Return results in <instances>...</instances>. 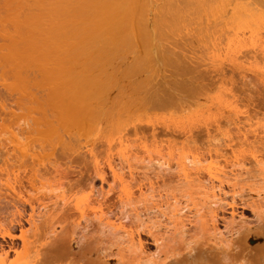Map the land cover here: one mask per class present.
<instances>
[{
  "label": "bare ground",
  "instance_id": "6f19581e",
  "mask_svg": "<svg viewBox=\"0 0 264 264\" xmlns=\"http://www.w3.org/2000/svg\"><path fill=\"white\" fill-rule=\"evenodd\" d=\"M179 2H182L183 6L184 0H0V75H5L6 77L7 73H9V76L11 77L8 75L7 77L11 78L9 81L12 83H7V79L5 80L4 76L2 77V82L0 80V160L4 163L2 164L4 165L3 172H10V168L15 166L16 169H23L21 172L22 174L24 172L26 175L27 182H29L28 185L30 186L32 184V179L34 178L37 181L38 177H35L41 173L43 169L47 170L49 167V164L46 166L47 162L45 163L43 160L47 159V152H49L51 148H54L52 147L53 144L54 146H57L56 143L59 145L60 143L62 144V142L64 143V141H66L64 140L65 137L63 136L62 137L64 138V141H62V131L66 132L67 134V130L70 127L72 129L68 130V134H71L70 131H72V134H74L73 131L78 130L76 129L78 128V125L85 131H90L89 128H94L95 131L97 130V126L92 123L95 113L93 114V119L91 120L90 118L91 114L94 112H92V110L96 109H94V106L90 107L88 105L86 102L88 101L87 96L85 95L86 92L81 90L83 89L82 80H84V78L82 76L84 75L82 73H85L84 69H88V72H91V74L95 70L94 68H91L94 70H89L90 68L88 67L91 66L88 61L91 60L94 62L92 57L88 58V56H93L95 50V57L97 58L100 53L103 54V52L105 53V57H107L106 51L102 49L108 45L113 44V47L117 46V48H121L122 43L125 45L126 41H132L133 44L129 43L131 49H133L132 45H135L134 48H138V46L140 47L141 44H143L141 45V48L143 49H146V46L152 47L153 45L157 47L160 46L161 48V43H159L157 40L159 38L156 37L159 36L162 39L163 35L165 36L166 33L170 32V35L167 34L168 36H165L166 44L168 42L167 39L169 40L170 36V38H172V36L175 38V33H177L178 36L176 37L179 40L185 35L188 36V38H191V41L195 40V37H198V40H200L199 44L203 45V43L206 42L204 47L208 48L210 46L209 49L212 53L209 51L208 52L210 55H214L216 62L222 61L220 58L224 57L221 55V57L218 56L220 54H218V52L221 50L227 51L222 52L225 55L229 50H236L235 52H237L238 49L242 51L244 48H249V50L251 48L253 51L259 49L258 52L261 50L263 52H260L264 54V0H185V5L187 6H185L186 10H189L187 9L189 6H193L191 10L196 8V10L193 12L185 11V7L183 6V8H181L182 6L179 4ZM186 12L188 13L187 15ZM197 13L199 14L198 16L192 17V15L195 16L194 14L197 15ZM197 21L199 22L196 23ZM192 24H194V26ZM166 37L168 38L166 39ZM207 38L209 41H207ZM123 47L125 48V46ZM208 54L207 56H209ZM144 55L146 54L144 53ZM215 55L219 57L217 58L218 61L216 59L217 56L215 57ZM103 56H99L97 59H95L93 56L95 62H91V64L96 65V62L100 57L106 59L107 62L108 57L105 58ZM111 57H109V61L111 60ZM127 60L128 59L125 61L127 62ZM100 61L101 58L99 62ZM86 62L89 64L87 65L88 68L86 65L84 66ZM107 63L104 64L107 65ZM104 64L103 66L101 65V67H104ZM74 66L76 68H74ZM109 66H112V64ZM99 67L96 69H99ZM107 68H105V70ZM76 69L78 73L77 75L75 73ZM78 70L80 71L78 72ZM106 73L108 72H105L103 75H106ZM16 76L18 77V81L20 80V84L18 81H16ZM95 77L93 80L99 82L98 77L96 78L97 80H95ZM113 77H111L112 81L114 80ZM4 80L7 84H5ZM11 80H14V82L16 81V85ZM102 80L104 79L102 78ZM109 81L111 82L110 79ZM101 82L103 84L105 83L104 81H100L99 83ZM17 83L20 86H18ZM89 91L88 93L91 92ZM95 92L96 91H93L92 95L95 94ZM220 98L222 99V97ZM202 99H206L208 105V98L203 97ZM215 100L217 99L215 98ZM222 100L220 101L222 102ZM203 101L204 100L201 102ZM206 102H204V104ZM91 103L92 102L89 104L91 105ZM11 104H15L16 107L19 105L22 107L25 106L26 109L24 110H26L28 115L24 113L25 116L23 115V119L25 120L23 121V125L21 124L22 121L20 124L17 122L22 118H20L18 113L15 115L16 112H14L15 110ZM219 106L222 107L223 103ZM89 108L91 109L92 113L90 112ZM195 110H197V108ZM206 110L208 111V109ZM194 111L192 110L191 112H188V115ZM37 113V116L40 115L39 117L34 116V114L36 115ZM194 113H196V111ZM3 114H6V118ZM7 114L9 115L7 116ZM13 115H15V117ZM26 115L28 118H30V120ZM103 115L104 114H102V119ZM9 116H13L10 118L12 121L10 119L4 121V118L7 119ZM16 116L18 117L15 122L13 119H16ZM114 116L116 117V115ZM52 117L54 121H57V125L54 124L55 122L53 123V119H51ZM76 118L78 123L80 122L79 120L82 119L79 124L77 123ZM83 118L84 120L87 118L85 122L92 123L95 126H86V123L84 124L82 122L84 121ZM1 119L3 120L1 121ZM189 119L191 121L193 120L191 118ZM73 121L78 125L74 124ZM10 123L13 125L15 124V126L17 125V127H8V124L10 125ZM114 124L117 125L116 123ZM121 124L123 123L121 122ZM121 124L119 123V125ZM83 125L88 127V129L85 126L83 127ZM64 126L68 129H66ZM122 126H125V124ZM101 128H103L102 125L99 129L101 130ZM123 128L122 130L118 128L116 132H125L126 129L125 127ZM155 129L156 128L153 127L151 130L152 137H154L155 134L157 135L156 132L158 131H155ZM119 130L121 132H118ZM136 130L139 131L138 129H135V133ZM188 131H190V133H188L191 134L190 128ZM75 132L79 134L80 130ZM170 132L172 133V129ZM183 132L184 130L181 133L182 135ZM117 133L114 135L112 131L111 134L113 135L111 136H119L120 138H118L120 141L122 134L117 136ZM186 133L187 131L184 134ZM124 134L126 135V133ZM79 135L84 136V134L81 133ZM106 135L107 134L105 133L104 137ZM108 136H110V131ZM246 136L247 135L245 134L244 137L247 138ZM85 137L86 136L83 138ZM110 137L108 139H112L113 142L115 139H117ZM185 137H188L191 140V137L193 136L190 137L187 134ZM22 138H24L23 141L21 140ZM59 138L62 142L58 143ZM124 138L126 139V136ZM84 141H86V138ZM93 141L89 142L90 147L85 149L89 159L87 160V157H85L87 155L86 153H84L85 156H83L81 153L83 157L80 156V158L82 157L83 159L81 158L79 161L76 160L77 163L80 165L82 164V166H77L80 167V169L77 168V170H79L76 171V173L72 170V174H76L73 181L67 176V178L72 181L69 182L71 184L68 183L69 185L76 186L74 188L77 189L79 188L77 186H84V188H87V192H85L86 190L84 191L83 189V192L86 194L82 193L81 191L83 195L79 192L80 194L78 196L72 195L73 197H71L68 195V192H64L65 189L62 191L60 187H57L59 185L53 186L54 190L50 189V195L45 193L50 198H48L49 200L47 199L48 202L50 201V203H42L37 208L35 207L36 204L31 203L33 201V197L31 199L25 198V196L23 197L21 192H14L18 191L16 188L12 190L13 192L10 191V193L7 191H5L4 194L0 193V197L3 196L2 200H4V208L9 206L12 208L10 216L7 217V219H9L6 222H0V239L10 240L7 244L0 243V264H40L45 259L43 252H48L46 250L49 249H53L55 252L57 251L59 253L64 250L67 251V249L69 250L67 253H80V256H77L76 258L77 260L75 259V261L73 259L74 262L72 261L73 263L70 264H81L79 262L83 258L87 260L86 263L89 261L87 264H264V200L260 201L264 199V158L262 156L264 155V142L260 141L259 143L258 141V146H255L257 147L256 151L254 150L255 148H253L254 145H252L253 150L251 149L252 153L250 158L252 159L250 163V165L252 164V168H242V170H244L242 171L243 173L238 172V174L240 173L242 176L244 175L246 179H250V183H254L251 184L253 189H249L254 190V188H256V191L252 192L250 190L249 193L245 194L247 196H243V193L237 194V192L232 191L234 188L233 186H235V184L233 185L232 181L226 183L228 187H232V190L229 188L232 192L229 190L226 191L224 189L222 184L224 178H221L223 180L222 181L218 177L220 176V173L224 171L220 172L221 169L216 171L218 168L216 169V166L213 164V162L215 163L216 159L207 162V160L202 161L199 159L202 154H198V160L196 158L197 155H195V157L193 155V157H191L192 159H190V161L192 160L191 163H193L194 167H196V169L194 167L193 169V165L191 166V164H189V158H187L188 156L184 157L186 156V154L183 152L185 151L183 149L184 147L182 148L183 151L181 149V156L179 150V154L176 153L179 155V157L176 155V158L178 157L179 159L177 163L179 168L176 167L175 164L176 158L174 159V168H176V170L178 168L177 172L179 174L176 175L172 170L173 164L169 163L174 158L173 155L175 153V151H171L174 148H172V145L168 155L166 153V156L169 157H165V160H163L164 158L162 159V157L164 156L162 155L165 153L163 154L162 151L166 150L162 149L163 146L158 144L161 148L157 145V147L149 149L147 146L148 144H142L143 147H140L142 148L141 152L143 151V155L144 152L146 153V157L144 156L146 159L145 162L143 158H140L141 160L139 157L137 158V155L133 154L134 157L132 156V153H136V151L132 150V153L128 155L127 149L124 147H122L123 149H116L113 147L114 144L111 142V140H106L109 145L107 144L108 146H105L106 150L108 151L104 150V152H106V156L108 154V158L105 157L107 164L105 163L104 167L103 163L106 161L104 160L102 164L100 163V160L97 157L100 152L95 154V146H93ZM121 141L120 143H122ZM66 144L68 143L66 142ZM78 144H80V140ZM63 146L65 145L63 144ZM149 146L152 147L154 145L151 144ZM111 147L116 149L115 152L119 150L117 151L119 152V154L117 153L119 156L118 159H121L122 162L125 161L123 163H127V166L124 167V165H119V167L118 164L123 163L121 161H119V163H115L116 161H113L115 159H113L111 155H113L114 149ZM36 148H38V150H36ZM110 151L112 153H110ZM193 151L195 152V150ZM75 152L73 151L72 154ZM50 154L51 152L48 153V156ZM191 154L192 153H190V155ZM130 156L133 158H130ZM135 157L138 159V162H136V159H134ZM130 159H134L136 164L140 165L139 168H142V171L138 175L139 177L133 176L137 175L135 173L133 174L134 169H132L136 167H132V165L135 163H133L134 161L130 163V161H132ZM73 161L74 160H71V162ZM200 161L204 163L201 162V164ZM36 163L39 165H36L37 168L41 166L43 169H37L35 166ZM52 163L51 165L54 166ZM206 163L208 164L206 165ZM210 163H212L215 167ZM187 165L190 166L189 170ZM213 167L216 170H213ZM218 167L220 168V166ZM190 168L191 170H196L195 172L193 171L196 173V175L194 174L195 176L193 175V177L188 175V172L191 171ZM2 169L3 168H1V170ZM124 169H128L127 172H129L128 176H130V179H125V175L123 174ZM202 170H204L203 174L206 172L205 175L207 176L201 175ZM56 171L59 170L57 169ZM45 172L43 171L42 174ZM179 172L182 174L181 177ZM19 173L20 172H18V174H12V176L15 175L14 180L17 179L18 183L21 179H23V176L21 178V173L20 175ZM107 173H110L109 175L112 177L110 178L112 180L110 183L113 185L117 183L119 184L117 187V192H114V188L116 186L113 188L112 184L108 185ZM190 173H192V171ZM7 175H9V173ZM18 175L20 176V180L18 179ZM39 177H41V174ZM34 179L33 182L35 181ZM96 180L100 181L98 186L99 188L96 185ZM230 180L225 179L224 182ZM22 181L20 183H22ZM207 181H209V183H207ZM215 181L218 182L216 183ZM249 181L247 185H249ZM260 181L261 183H258ZM256 182L258 185H260L258 186ZM105 183H107V189L103 188V184L105 185ZM20 185L21 188L24 187L22 184ZM10 186L6 185L7 190H11L13 188ZM199 189L202 191L204 190V197H202V200H204L203 202L194 201L193 195L195 196L198 194L197 191H199ZM47 190L48 189L46 188V191ZM202 191H199L200 196ZM95 192L96 195H94ZM5 193H7V195ZM227 195L230 196L228 197L230 198L228 201ZM198 197L196 196V198ZM37 203L39 204V202ZM114 205L116 207H114ZM237 205L248 208L254 215L255 219H257L258 224L253 225L247 221L245 217H242L243 214H240V216L239 214L237 215L235 213V210H237L235 209ZM27 206H29L30 211H27ZM117 206L119 210L116 209ZM226 206L229 207L228 209L230 210V216L229 218H223V228H220L218 221L219 217H222L223 215L220 216L219 213L223 212L226 209ZM114 208L117 211H115ZM113 211H115V213ZM259 221L262 223H259ZM89 227L92 228L94 234H97L95 232H98L97 236L99 233H101L98 236L99 238H103L104 236L105 238H108V241L106 240L107 244L110 242L111 245L112 243V248L110 245H108L106 248H109L105 249L106 251L109 249L108 251L112 252L111 249L115 247L114 250L117 252L118 258H114V260L111 261V259L108 258H110L109 256L112 258L113 253H106L108 255L106 258L105 255L100 256L98 251V255L95 257L99 258L100 261L97 260V258L94 260V254L91 252L89 246H93L91 249H94L96 246L89 244H97L99 242L97 239L99 238H97V236H93V232H91L92 234L90 233ZM142 232H144V235L146 233L148 237H150L152 244L154 243V252L152 251V253H150V251L147 252L148 250H145V240H143V237H141ZM89 234H91V236ZM89 236L94 237V240H88L87 238ZM175 238L178 241H180V239L182 241H180L181 244L179 247H174L170 243L171 241L174 242L175 240L173 239ZM17 239L20 241H18L19 243L14 242ZM85 241H90L92 243L86 242L88 243L86 244L88 245L87 247L84 244ZM94 241L97 242L95 243ZM100 241L103 242L105 240L103 239L102 241L101 239ZM176 242L177 241H175V243ZM100 243H98L99 246ZM83 245L89 248L90 251L85 248L83 249ZM81 250L82 252H80ZM90 252L93 254L94 259L90 257ZM102 254L105 253L103 252L101 255ZM42 256L43 261H41ZM56 258L58 257L56 256Z\"/></svg>",
  "mask_w": 264,
  "mask_h": 264
},
{
  "label": "rangeland",
  "instance_id": "374dc122",
  "mask_svg": "<svg viewBox=\"0 0 264 264\" xmlns=\"http://www.w3.org/2000/svg\"><path fill=\"white\" fill-rule=\"evenodd\" d=\"M178 1H181V0H178ZM182 2L181 3L179 2V4L181 6H182ZM185 4L186 3H185V0H184V4H183L184 7L186 6ZM183 6L181 8H183ZM186 7L184 8V10L185 11H188V12L189 11H192L193 12L194 10H196L195 7H194L195 9L191 10L193 8V6H189V7H191V8H189V7L187 8L189 10H186ZM187 14L188 13L186 12V15ZM194 15L195 16L192 15V17H196L199 14L197 13V15L196 14H194ZM194 20H193V22H194ZM198 22L199 21H197L196 23H198ZM196 23H194V24H196ZM194 24H192V25L194 26ZM192 25H191V27H192ZM195 27H196V25H195ZM169 33H166L165 36H168V35L171 34V33L170 34ZM175 34H176L175 35V38L173 36H172V38H170L171 37L170 36L169 37V40H168L167 39L168 37H166V39L168 41V42L166 41L167 44L165 43V36L164 35L162 36V39H161V37L157 36L156 38L161 39V40L157 39L159 41V43H161V48H160V46L157 47V46L153 45L152 47L151 46H146V49H143V48H141V45H143V44H141L140 47L138 46V48L137 47L134 48L135 45L134 46L132 45V48L133 49H131L130 44H133L132 41L129 42V41H126V40H125L126 41L125 42V45H124V43L121 42L122 45L125 46V48L120 43H118V44L121 45V48L120 47L117 48V46L113 47L114 46L113 44H112L113 46L112 45H108L107 47H105L104 49H102V50L106 51V55H107L108 58L105 57V53L104 52H103V54H101L99 52L100 53L99 56H103L104 55L103 57H105V58L108 59L107 60L108 63L106 62V59H104L102 57H100L101 58V61L100 62H99L100 58H99L98 61L96 60L97 61L96 62L97 64L95 63L96 65H92L91 64V62H92L91 60L88 61L89 64L91 65V66H88L90 68L89 70H94L95 69L97 71L94 70L93 73L91 74V72H88V69L85 70L82 67L84 69L85 73L84 72L82 73L84 75V76H82L84 78V80H82L83 81L82 82L83 89H81V90L86 92V93L85 92L84 93L87 96V100L88 101H86V102L88 103V105L90 107L94 106L95 108L94 107L93 108L96 109V110H92V112L94 111L92 113L91 112V109L89 108L90 112L92 113L91 116H90L91 120L93 119L92 117H93V114L95 113V117L92 120V123L97 126V130L95 131L94 128H89L90 131H87V130L85 131V130L81 129L78 124L81 122L82 119L79 120L80 122L78 123L77 118H76V121H77L78 124L75 123L74 121L73 122H74V124H77L78 125V128H76V129L80 130L79 134L81 133V134H84V136H86L85 137L86 138V141H84V139H85V138H83L84 136H82V135L80 136L78 133L75 132V131H78V130H74L73 129L74 130L73 131L74 134H72V131H70V133L72 134L71 135V134H68L69 133L68 130L69 129L71 130L72 128L69 127V129H68V128H66L64 126L66 129H68L67 130L68 133L66 134V132H63L62 131L63 130L62 129L61 130L62 131L61 132V138H62V141H64V140H66V141H64V143H63L62 141H60L61 139L59 138L58 143L59 142H62V144L60 143L58 145L56 143L57 146H54V144H53L54 141H53V143H52L53 146L52 147H54V148L53 149L52 148L50 149L52 151H50L49 149H47V150H49V152H51V154L48 156V153L49 152H47V159H44L43 160V162L44 161H45V163L47 162L46 166H48V164H49V167L47 168V170L41 168V166L38 167V168L43 169V170L41 171V173H39L35 177V178L38 177L37 178L38 179L37 181L33 178L35 180L33 182V179H32V182H31L32 184L30 183L32 186L31 185L30 186L28 185L29 182H27L26 175L23 172V174L25 175V178H24V175L21 172L23 169L17 168L18 170L20 169L18 171L16 169V166L13 167V168L11 167L10 168L11 171L8 169L11 173L8 172V171H6L7 174L9 173V175H7L5 171L3 172V170H4V167L3 166L4 165H2V164H4V163L0 160V167L3 168L2 170L0 168V170L2 171V173L0 171V174H1L0 175V193H3L4 194L5 191H7L8 193H10V191H12L14 188H16V190H18V191H14V192H19V193L21 192L22 195H23V197L25 196V198H28V199H31L33 197L32 198L33 201L31 203L36 204L35 207L38 208V206L41 205L42 203H45V202L47 203L48 202V200L50 198L46 194L48 193V195H50V191L53 189V186L59 185L57 187H60L62 191H63V189H65L64 192H66V193L68 192V195L71 196V197H73L72 195H75V196L77 195L78 196L81 193V191H82V193H84L83 192V189H84V191L86 190L85 192H87V188H84V186H77V187L80 188V189L79 188L77 189V188H74L76 186L69 185V184H71L69 182H72L73 179L75 178L76 171H78L80 169V167H77V166H82V164L81 165L78 164L77 161H79V159H81L83 156H85L84 155V153H86L85 152L86 151L85 149L86 148H89L90 147V143L89 142H92L94 140L93 141L94 145L93 144L92 145L95 146L94 147L95 148V151H94L95 154H98L100 152L97 155V157L100 160V163L102 164V162H104V160H105L106 162L103 163V166L105 165V163L107 164V160H106L105 157H107L108 154L106 156V154H105L106 152H104V150L105 151H108V150H106V147L109 145L107 143V141H110L111 140V142H113L112 139L109 140L108 138L111 135H113V134L115 135V133H117L116 130L118 128H120L122 130V128L125 127V129H126L125 132L124 131L121 132L119 130L118 132H121V133H117L116 134L117 136L120 135V134H122V136H123V137L121 136V140L122 141L120 140L122 143H120V141H119V138H120L119 136H118L119 138L116 137V136H111L114 139L117 138V139L114 140L115 143L113 142V144H114L113 147L114 148L119 149V148L124 147L125 149L128 150L127 151L128 152V155L130 153H132V150L133 151H136V153L135 152L132 153V156H133V154L134 155H137V158L138 157H139V159L140 158H143L145 160V162H146V159L144 158V156L146 157V155H145L146 153L144 152V155H143V153H142L143 151L141 152L142 148L140 146H142V144L143 145L148 144L147 146L149 147V149H151L153 147H157L158 144L160 146H163L162 149L163 150L166 149L165 151H162L163 154L165 153L164 155H162V156H164V157H162V159L164 158L163 160H165V157L166 158L169 157V156H166V153L168 155V153L171 150L170 148H171V145H172V148L173 147L174 148L171 151L172 152L175 151V153L173 155L174 158L172 159L173 162H172V160L169 162L168 159H167V161L169 163L173 164L174 163V159L176 158V155H177L176 153H178V150H179V153H180L181 152V149L184 147L183 149L185 151H183V149H182V151L184 152V154H186V156H184V157H187L188 156L187 158H189L188 161H189V164H191V166L193 165V163H191L192 160L190 161V159H192L191 157H193V155H194V157H195V155H197L196 158L198 160V154L199 155L202 154L199 157V159L202 160V161L203 160H205V161L207 160V162L216 159L215 160V163L213 162V164L216 167L212 163H210L216 169L218 168L216 170L213 167V170L215 169L216 171H218V170L221 169L220 172L224 171V172H222L224 174V176H223L222 173H220V176H218V177L220 179L223 177L224 178L223 179L224 181H225V179H228V180L231 179L230 181H226V182H224L221 179L223 181L222 184L224 186V189L226 191H228V190L231 191L232 190L231 189L232 187L231 188L228 187V185L226 183L232 181L233 185L235 184V186H233L234 188H233L232 191L237 192V194L238 193L239 194L243 193L242 194L243 196H247L245 194H247V193L250 192L251 189H249V188H252V185L251 184H254V183H252V182L250 183L251 180L249 179L250 180L249 181L248 179H246V177L244 175L242 176L240 173L242 171H244V170H242V168L243 169H245L246 167L248 169H251L252 168L251 167L252 164L250 165V163L252 161V159H250L251 158V153H252L251 152V149L253 147L252 145H254L253 148H255L254 150L256 151L257 147H255V146H258L257 145L258 141H259V143H260V141L264 142V74H263L264 73V57H263L264 54L261 53L263 51L260 50L261 52L259 51L260 52L259 53L258 52L259 49L256 50V51L254 50L255 51L254 52L253 49H251V48L249 50V48L246 49V48L243 47L244 49L242 48L243 49L242 51L239 50V49H238L239 52L238 51L235 52L236 50L235 51L233 50L234 52L231 51V50H229L231 53L228 51V53H226L224 55L222 52H227V51H222L221 50V51L218 52V54L220 53L218 56L221 55V56H224V57L220 58V60H222V61H218L217 58H219V57L217 55H215V57L217 56L216 59L218 61V62H216L215 61V58H214V55L213 54H211L212 56L210 55V53H212L210 51V49H209L210 46L208 48H205L204 47V44L206 42L203 41L204 43H203V45H201V44H199V41L200 40H198V37H195V40L196 41L195 40L191 41L192 39L191 38H188V36H186V35H185L186 37L183 35L184 36V37H182L183 39L179 37L180 38V40H179L176 37V36H178L177 33H175ZM205 41H206V39H205ZM207 41H209L208 38H207ZM201 43H202V41H201ZM221 45H220V47H221ZM201 46H203V47H201ZM122 47H123V50H122ZM222 47H223V45H222ZM127 48H128V50H127ZM216 48H218V47H216ZM225 49H226V47H225ZM102 50H101V52H102ZM159 50H161V51H159ZM92 51H94V50H92ZM117 51H119V52H117ZM253 52H254V54H253ZM144 53L146 55H144ZM95 54H96V50H95L94 55L93 54L92 55L94 56L95 59H97L99 56L96 58L95 57ZM114 54H115V56H114ZM207 54L209 56H207ZM111 55H112V57H111ZM84 56H85V54H84ZM89 56H88V58H91L92 57L93 61L95 62L93 56H90V57ZM109 57H111L110 58L111 59L110 61H109ZM210 58H212V59H210ZM122 59H124V60H122ZM126 59H128L127 62L125 61ZM205 59H206V61H205ZM212 60L214 61V63H213ZM94 62H92V63H94ZM98 62H99L100 67L98 65ZM103 62L105 64L107 63V65H105ZM109 62H111V63H109ZM118 62H119V64H118ZM89 64L86 62L84 64V66L86 65V67H87V65H89ZM103 64L105 66L104 67H101V65L103 66ZM111 64H112V66H109ZM97 67H99V69L102 72L99 69H96ZM74 68H76V67L74 66ZM91 68H94V69H91ZM105 68H107V69L105 70ZM102 69L105 72H108V73H106L107 76L106 75H103L105 72ZM109 70H110V72H109ZM79 71L80 70H78V72ZM75 73H76V75L78 74L77 73V69H76V72ZM74 74H72V75H74ZM7 75L9 76V73H7ZM7 75H6V77H7ZM10 75H12V74H10ZM91 75H92V77H91ZM3 76L5 77V75H3ZM3 76L0 75L1 82H2V77ZM95 76L98 77L99 82L100 81H104L105 82L104 83L105 85L102 82L99 83L98 81H94L93 79H94ZM6 77H5V80L7 79V83L10 82L9 80L11 78H9V77H11V76H9L7 78ZM97 77H95V80H97L96 79ZM111 77H113V79H114L113 81H112V78ZM15 78H17L16 81H18V77L16 76ZM102 78L104 80H102ZM105 78H106V81H105ZM109 79L111 80V82L109 81ZM5 80H4V82H5V84H7ZM14 80H11V81L14 82ZM261 80H262V82H261ZM16 81L14 82L15 85H16ZM19 81H18V83H19ZM18 83H17V85L20 86L19 85L20 83L19 84ZM105 87H107V88H105ZM88 91L90 93H88ZM93 91H96V92H95V94L92 95V92ZM200 91H203V92H200ZM223 96H224V99H223ZM203 97H207L208 98L207 99V101L209 100L208 101V105H207L206 99H202ZM220 97H222L223 100ZM215 98L217 100H215ZM218 98H219V101H218ZM202 100H204V101L201 102ZM220 100H222V102ZM216 101H218L219 103L216 102ZM90 102H92L93 105H92V103L90 105L89 104ZM204 102H206V103L204 104ZM215 103H218V104H215ZM222 103H223V106L222 107L219 106V105H222ZM85 105H87V104H85ZM205 105H207L209 107H207ZM11 106L15 110L14 112H16L15 115H17V113H18V115L20 116V118L23 119V117L25 116L24 113L27 114L26 110H24V109H26L25 106L22 107V106L19 105V106L16 107L15 104L14 105L11 104ZM198 107H201V108H198ZM196 108H197V110H195ZM198 109H202L203 111L202 110H198ZM206 109H208V111ZM192 110L193 111L195 110L196 113H194L195 112L194 111L193 113H190V115L193 114L192 116L188 115V112H191ZM204 112H207V113H204ZM85 113H86V111H85ZM98 113H99V115H98ZM102 114H104V115L107 114V115H105V118H104V115H103V119H102ZM3 115H5V118H6V114H3ZM8 115L9 114H7V116ZM15 115H13V116L15 117ZM37 115H38V113L36 115L34 114L35 117H39L40 116V115L39 116H37ZM114 115H116L117 118ZM13 116H9V118L7 117V119L4 118V121L10 119ZM186 116H188V117H186ZM17 117L18 116H16V119H13L15 122L17 120ZM27 118H28V116H27ZM189 118H191L193 120L191 121ZM196 118H198V119H196ZM200 118H201V120H200ZM22 119L21 120H18L17 122H19V124H20L21 121H22L21 124L23 125L24 124L23 121L25 119H23V120ZM28 119L30 120V118H28ZM51 119H53V117ZM86 119L87 118H85V120ZM2 120L3 119H1V121ZM83 120H84V118H83ZM85 120L82 121V122L84 124L86 123V126H88V127H94L95 126L92 123L85 122ZM194 120H196V121H194ZM7 122H9V121H7ZM15 122H13V123H15ZM56 122L57 121L56 120L54 121V119H53V123L56 124ZM118 122L120 124L122 122L123 124L119 125ZM177 122H178V124H177ZM114 123H116L119 127L117 125H115ZM71 124H73V123H71ZM113 124H114V126H113ZM124 124H125V126H122ZM4 125H6V124H4ZM10 125H12V126H10ZM10 125L8 124V127H17V125L15 126V124L13 125L12 123H10ZM101 125L104 128V129L101 128V130L103 129L102 131L99 129ZM66 126H67V124H66ZM84 126L85 125H83V127ZM88 127H86V128L88 129ZM110 127H111V129H110ZM153 127L156 128L155 131H158L159 132V133L156 132L158 136L155 134L154 137H152L151 130L153 129ZM189 128L191 130V134H189L190 133V131H188ZM135 129H138L139 131L136 130V133H135ZM171 129H172V133L170 132ZM182 129L184 130L183 135L181 134L182 131H183ZM168 130H169V132H168ZM207 130H208V132H207ZM109 131H110V136H108L109 135ZM112 131H113V134H111ZM186 131H187V133L184 134ZM102 133H104V134H102ZM105 133L107 135L104 137ZM124 133H126V135ZM123 134L126 136V139L124 138L125 136ZM187 134L190 137L193 136V137H191V140H190V138L185 137V135L187 136ZM245 134L247 135L246 136L247 138L244 137ZM73 135H78V136H73ZM99 135H101L102 137L99 136ZM181 135H182V137H181ZM62 136L65 137V139ZM77 138H78V140H77ZM185 138L186 139L188 138L189 140L188 139L186 140ZM23 139L24 138H22L21 140L23 141ZM55 140H57V139H55ZM79 140H80V144H78L79 143ZM83 141L86 142V143H84ZM66 142L68 144H66ZM87 142H88V144H87ZM188 143H190V144H188ZM63 144L65 146H63ZM151 144L154 145V146H152V147L149 146ZM155 144H156V146H155ZM184 144H185L186 147L184 146ZM159 145H158V147H160ZM117 146H118V148H117ZM83 147H84V149H83ZM113 147H111V148L114 149ZM164 147H166V148H164ZM167 147H169V148H167ZM9 148H10V146H9ZM198 148H200V149H198ZM70 149H71L72 152L73 151L74 152L77 151V152H75L76 154L75 153L72 154V152L70 151ZM116 149H114V153H116V154L113 153V155H111V154L110 155L112 156L113 159H115V160H113L114 162L116 161L115 163H119V161H121V159H118L119 156L117 155V153L119 154V152H117V151H119V150H117L115 152ZM216 149H218V150H216ZM36 150H38V148H36ZM130 150H131V152H130ZM193 150H195L196 153ZM217 151H219V152H217ZM255 151H253V152H255ZM81 153H82L83 156L81 155ZM110 153H112V152L110 151ZM190 153H192L191 154L192 156L190 155ZM17 154H18V152H17ZM171 154H173V153H171ZM80 156H82V157L80 158ZM87 156H88V154L85 157H87ZM177 156L179 157V155H177ZM180 156H181V153H180ZM262 156L264 158V155H262ZM133 157L130 156V158H133ZM178 157L176 158V162H175L176 167H178V165H177L178 160H179ZM201 157H203V158H201ZM45 158H46V156H45ZM88 159H89V157H87V160ZM134 159H136V157ZM134 159L133 160L130 159V160H132V161H130V163L133 162ZM67 160H68V162H67ZM71 160H74L73 161L74 163L71 162ZM137 160L138 159H136V162H138ZM144 160H142V161H144ZM142 161H141V163L143 164ZM202 161H200V163ZM123 162H125V161H123ZM136 162L134 161L133 163H135V164L132 165V167L134 166L136 168H132V169H134V171H135V172L133 171V174L135 173L137 175H133V176L134 177H136V176L139 177L138 175L142 171V168L140 169L139 168L140 165L139 164H136ZM51 163L54 164L55 168H54V166L51 165ZM75 163H77L78 165L75 164ZM115 163H113V164H115ZM202 163H204V162H202ZM207 164L208 163H206V165ZM9 165L12 166L11 164H9ZM9 165H7V166H9ZM36 165H37V163L35 164V166ZM67 165H69V166H67ZM119 165L120 166L121 165H124V167H125V166H127V163H125V164L124 163L123 164H120L119 163L118 166ZM145 165H146V163H145ZM203 165H205V164H203ZM37 166H39V165H37ZM37 166H36V168H37ZM172 166H173V168L175 167L174 164ZM218 166H220V168ZM56 167H57V169L59 171H56L57 170ZM187 167H188V170H189V167L190 166L187 165ZM193 167H194V165L192 166V168ZM77 168H79V169L77 170ZM173 168H172V170L177 175L178 174L177 171H178V168L179 167L177 168V170H176V168H174V169ZM194 168L196 169V167H194ZM143 169H144V167H143ZM193 169L191 170V168H190V170L192 171V173H190L191 171L188 172L189 173L188 174L189 176H192L193 177L194 174L196 175V173H194L196 170H193ZM72 170H73V172H75V173H73L74 175L72 174ZM127 170L124 169V171H123L124 172L123 174L125 175V179L126 180L127 179H130L129 178L130 176H128L129 175L128 174L129 172H127ZM43 171L44 172L46 171L45 173H43L44 175L42 174ZM203 171L204 170H202V174L201 175H205L206 174V172H204L205 174H203ZM18 172L21 173V175H20V173H19V175L21 176V178L23 176V179H24V180L23 179L20 180V176L18 175V179L20 180V182L22 180L24 181V182L22 181V183L19 182L20 184H22L24 186L23 188H21V185L18 183V180L17 179L14 180V176L15 175L12 176V174H14V173L15 174L16 173L18 174ZM238 172H240V173L238 174ZM40 174H41V177L42 178L39 177ZM109 174L107 173V175H108L107 176L108 177V185H111L112 183H110V182H112V180L110 178H112V177H110L111 175H109ZM221 174H222V176H221ZM236 174H238L240 176H238ZM5 175L8 176V177H6ZM28 175H29V173H28ZM217 175H219V174H217ZM67 176L70 177L72 181L69 180L67 178ZM149 176H150V174H149ZM181 176H182V174L180 175V177ZM205 176H207V175H205ZM225 176H227V177H225ZM64 177H65V179H64ZM244 177H245L246 180L244 179ZM4 178H6V179H4ZM39 178H41V179H39ZM242 178L246 181V183H245V181ZM7 180H8V182H7ZM248 181H249V185L250 186L247 185ZM95 182H96V185L98 187L99 184H100V181L99 180H96ZM215 182L217 183L218 181H215ZM6 183H8V184H6ZM10 183L13 184V185H11ZM207 183H209V181H207ZM258 183H261V181L258 182ZM5 184L7 186L8 185L9 186L11 185L13 188L10 186L12 189L10 188L11 190H9V189L7 190ZM256 184H257V182H256ZM118 185H119L118 183L117 184H114V185L112 184L113 188L116 186L114 188V192H117L118 191V188H117ZM46 188L48 189L47 191H46ZM60 188H59V190H60ZM98 188H96V189H98ZM103 188L104 189H107V183H105V185L103 184ZM19 189H20V191H19ZM55 189H56V187H55ZM255 189L256 188H254V190H251V191L254 192V191H256ZM57 191H58V189H57ZM199 191H202V190L199 189ZM199 191H197L198 194H196L194 192L196 194L195 196L193 195L194 201H196V202H203L204 200H202V197H204L203 196L204 195L203 194V191L204 190L202 191L201 196H200ZM72 192H73V194H72ZM52 193H53V191H52ZM5 194L7 195V193H5ZM84 194H86V193H84ZM94 195H96V192H95ZM228 195H227V198L230 197ZM27 196H29V197L31 196V197L29 198ZM196 196L197 197L200 196V197H198L199 199L196 198ZM2 197H0V210H2V211H0V222L3 223V222H6L9 219V218L7 219V217L10 216V213L12 211V208L10 206L7 207V208H4V205H3L4 200H2ZM42 199H43V201H42ZM229 199L230 198H228L227 201ZM263 200L264 199H262L260 201H263ZM37 202H39V204ZM48 203H50V201ZM258 204H259V201H258ZM114 207H116V206L114 205ZM228 208L229 207L226 206V209L223 212H220L219 213L220 216L223 215L222 217H219V221H218V225H219L220 228H223L222 227V224H223L222 223L223 222L222 220H223V218L224 217L225 218H229V216H230L229 215L230 210ZM116 209H118V206H117ZM116 209L114 208L115 211H117ZM235 209H237V210H235L236 211L235 213L237 215L239 214V216H240V214H243L242 217H245L247 221H249L253 225H255V224L257 225L258 224L257 223V219H255L254 215L252 214V212L248 208H244V207H241L240 205L239 206L237 205ZM27 211H30L29 206H27ZM115 211H113V212L115 213ZM152 216H153V214H152ZM2 217L3 218L5 217V218L3 219ZM161 219H163V218H161ZM260 222L261 221H259V223ZM89 230H90V233L93 232V236H97L98 232H95L97 234H94V231L90 227H89ZM91 234H89V235L91 236ZM100 234L101 233H99V235ZM146 235H147L146 233L144 235V232H142V236L141 237H143V240H145L144 241V244H145L144 247H145V250L146 251L148 250L147 252L150 251V253H152V251L154 250L155 246H154V243L152 244V240L150 239V237H148V235L147 236ZM98 236H97V238H99ZM89 237L87 238L88 240H90V241L94 240V237H90V238ZM99 239L100 240L102 239V241L104 239L105 241L101 242ZM99 239H97V241H99L98 243L101 242L100 243V246H102L103 248L100 247L98 243L97 244H93L90 241L89 242L88 241H85L84 242L85 245L88 244V243H92V244H89V245H94L96 247H99V248H96L95 247L97 249L96 250L95 248L94 249H91V247L93 248V246H89L91 252H93V254H94V257L97 256L98 254H100V256L105 255L106 258H107V256H108L107 254H109V252H110V253H113L112 254V258H111V256H109L110 258H108V259H111V261H113L114 258L115 259L118 258L117 252L114 250L115 247L113 249H111L112 252L111 251H108L109 249L106 251V249L109 248V247L106 248V246L110 245V242H109V244H107L108 238H105V236H104L103 238L100 237ZM177 239H178V237H177ZM173 240H175L177 242L175 243V241L174 242L171 241L170 242L171 245L174 246V247H179L180 244H181L180 243L181 239H180V241L176 240V238L173 239ZM9 241H10L9 239H0V243L1 244H7ZM18 241L19 240L17 239L14 242L15 243H19L20 241L19 242ZM112 241H114V240H112ZM86 242H88V243H86ZM101 244H103V245H101ZM85 245H83L82 248L83 249L85 248V249L89 250V248H87L88 245H86L87 247ZM111 245H112V243H111ZM111 245H110V247L112 248ZM102 249H103V251H102ZM82 250L80 252H82ZM46 251H48V252H45V253L43 252V255L45 256L44 257L45 258L44 261H43V256H42V260H41V261L44 262V263L42 262L43 264H66V263L67 264H70V263H73L74 262V260L77 258V256L78 257L80 256V253L79 254H76V253L74 254V253H71V252L67 253V251H69L68 249H67V251L64 250L61 253H59L57 251L55 252L53 249H49V250H46ZM53 252H54V254H53ZM91 252H90L89 255H91L90 257H92L94 259L93 254H91ZM97 252H98V254H97ZM103 252L105 254H102L101 255V253H103ZM114 252H116V253H114ZM45 254L48 257L51 255L49 257L51 260ZM56 256L58 258H56ZM51 257H55V258H51ZM68 257H69V259H68ZM96 258L97 257H95L94 260H96ZM81 260L79 262L81 264L82 263L83 264H87L89 262L88 261L86 263L87 260L85 258H83ZM97 260L100 261L99 258H97ZM68 261H70V262H68ZM42 263H40V264H42Z\"/></svg>",
  "mask_w": 264,
  "mask_h": 264
}]
</instances>
